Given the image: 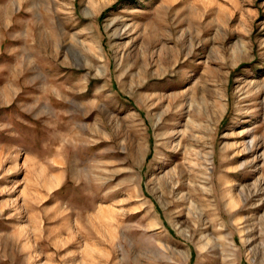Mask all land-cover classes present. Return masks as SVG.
Instances as JSON below:
<instances>
[{
	"label": "rangeland",
	"instance_id": "1",
	"mask_svg": "<svg viewBox=\"0 0 264 264\" xmlns=\"http://www.w3.org/2000/svg\"><path fill=\"white\" fill-rule=\"evenodd\" d=\"M0 264H264V0H0Z\"/></svg>",
	"mask_w": 264,
	"mask_h": 264
}]
</instances>
